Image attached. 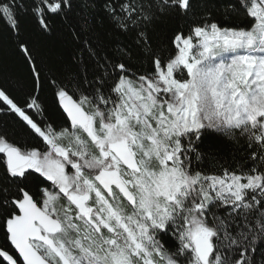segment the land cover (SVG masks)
<instances>
[{
    "label": "snow or ice",
    "instance_id": "6c2138e0",
    "mask_svg": "<svg viewBox=\"0 0 264 264\" xmlns=\"http://www.w3.org/2000/svg\"><path fill=\"white\" fill-rule=\"evenodd\" d=\"M72 6L0 0L31 79L22 98L0 84V264H264V0H234L224 20L204 0H103L151 67L84 40L91 69L45 75L20 17L47 32ZM166 17L183 23L154 47ZM213 137L246 155L219 162Z\"/></svg>",
    "mask_w": 264,
    "mask_h": 264
},
{
    "label": "trees",
    "instance_id": "16d2710c",
    "mask_svg": "<svg viewBox=\"0 0 264 264\" xmlns=\"http://www.w3.org/2000/svg\"><path fill=\"white\" fill-rule=\"evenodd\" d=\"M84 0H72V9L67 17H50V31L42 30L30 14L20 17V38L27 42L32 49L36 62L44 70L45 75L55 74L63 78L82 70L84 65L91 69L93 60L83 51V41L91 40L100 54L114 55L119 47L128 48L133 57V68H150L147 62L141 63L143 57L134 44L135 33L123 34L115 31L106 17L101 6L103 0H89L94 3L95 13L82 8ZM234 0H204L212 15L218 20H224V8ZM88 23H85V17ZM172 17H166L150 29L154 47L169 44V38L178 24ZM83 28V31L81 30ZM80 38L77 39L76 37ZM83 56V64L80 63ZM0 84L13 87L16 95L23 97L31 89L29 65L17 48V37L0 20ZM43 96L54 117L56 110L52 100L51 90L45 87ZM12 124L13 117L2 118ZM219 162L235 163L240 161L245 153L244 141L232 142L222 137H213L210 141ZM206 166L215 165L216 161H205ZM0 246L7 247L3 227L0 226Z\"/></svg>",
    "mask_w": 264,
    "mask_h": 264
}]
</instances>
